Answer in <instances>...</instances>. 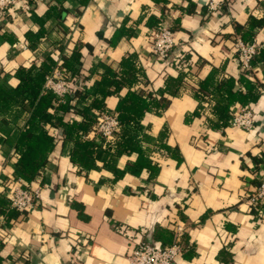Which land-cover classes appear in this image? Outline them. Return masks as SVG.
<instances>
[{"label": "crops", "instance_id": "crops-1", "mask_svg": "<svg viewBox=\"0 0 264 264\" xmlns=\"http://www.w3.org/2000/svg\"><path fill=\"white\" fill-rule=\"evenodd\" d=\"M210 1L21 0L26 8L0 21V264H129L139 241L172 244L178 220L190 247L174 264H264V218L248 201L264 178V93L248 105L256 115L252 132L212 127L215 112L196 114L208 78H235L245 90L235 24L264 18V0H227L211 14ZM159 22L174 30L182 69L170 65L174 54L160 61L152 53L149 33ZM255 38L264 47V26ZM51 59L52 70L66 61L81 69L75 78L86 95L66 112L54 101L56 116L68 122L83 120L81 110L102 97L103 79L111 92L106 107L117 111L139 91L154 94V105L140 120L144 136L131 133L132 148L117 146L118 156L91 169L72 162L74 140L50 127L57 137L46 168L25 180L41 189L39 205L18 211L5 192L17 176L16 143L29 118L27 94L16 91L19 70ZM249 78L264 88V63ZM84 138L100 142L93 127Z\"/></svg>", "mask_w": 264, "mask_h": 264}, {"label": "trees", "instance_id": "trees-1", "mask_svg": "<svg viewBox=\"0 0 264 264\" xmlns=\"http://www.w3.org/2000/svg\"><path fill=\"white\" fill-rule=\"evenodd\" d=\"M87 2L88 0H82ZM159 22L155 27L159 26ZM264 26V18H256L251 16L246 25L239 23L235 24L236 32L245 41H251L255 37L256 29ZM234 41V39H233ZM74 59L80 60L78 53H75ZM264 63V47L261 48L259 55L253 63ZM55 61L51 59L46 64L37 67L20 68V85L16 88L17 93L27 94L26 100L28 101L29 118L21 129L20 135L17 139L16 147L20 154V158L16 163L17 176L24 180L31 182L38 173L46 168L48 157L53 149L57 134L51 131L50 127H62L65 131V137L74 140L75 147L71 157L73 163L83 165L86 169L96 167V160L102 159L107 161L108 158L114 159L118 156L122 149L115 154L112 152L110 145L101 138L99 143L94 140L85 139L84 136L96 124V117H93L89 110L95 109L96 111L106 108L105 98L111 93L106 90L108 83L103 79L98 85L97 90H101L102 97L95 98L93 105L81 110L83 120H75L68 122L64 116H56L55 102L52 94L43 93L44 82L46 76L51 72L52 66ZM81 63V62H80ZM63 68L68 71V74L73 78L76 75H81L79 67H73L70 62H65ZM239 81L244 86L245 90L235 87V78H227L223 80H214L208 78L200 87L199 94L200 101L205 95L213 93L217 99L215 105V113L217 120L211 122L212 127L219 124L222 127L227 126L230 118L232 106L235 104L250 105L258 101L260 97V87L256 85L246 73L240 76ZM112 83V81H109ZM106 88V89H104ZM86 93L77 89H72L69 99L62 104H58L57 109L66 112L72 109L71 101L74 99L83 98ZM154 94L146 91H139V93H129L128 96L118 105L119 120L122 125H127L132 121H140L143 114L151 109L154 105ZM202 105V102H201ZM196 111V114H201V106ZM126 136L128 140L118 142L117 146H122L123 149L132 148L133 137L128 129L123 130V137ZM98 137V136H97ZM107 159V160H106ZM108 163V162H106ZM151 166V165H150ZM153 168V166H151ZM154 169V168H153ZM185 237V236H184ZM182 242L184 247H190L188 243Z\"/></svg>", "mask_w": 264, "mask_h": 264}, {"label": "built area", "instance_id": "built-area-1", "mask_svg": "<svg viewBox=\"0 0 264 264\" xmlns=\"http://www.w3.org/2000/svg\"><path fill=\"white\" fill-rule=\"evenodd\" d=\"M21 0H0V21L6 22L9 15L16 7L25 9L26 5L20 4ZM227 3V0H211L209 3V13L216 12ZM152 53L160 60H168L174 54L170 65L182 69L185 61L184 55L177 51V42L174 30L164 23L154 27L149 33ZM234 49L237 53L241 69L249 77L255 68L253 61L259 55L262 44L254 37L251 41H245L240 35L234 38ZM176 52V53H175ZM83 84L79 83L75 77H71L63 67L57 65L45 79L43 93L52 94L54 101L58 104L69 99L72 89H83ZM260 93H264V88L260 87ZM201 94V93H200ZM201 114L209 118L215 112V97L213 93L204 96L201 105ZM96 124L93 128L96 136L104 139L114 150L118 142L123 139V130L128 129L131 133H137L142 138L147 127L141 121H132L127 125H122L119 114L116 110L108 107L96 113ZM256 115L252 107L242 105L238 110L231 113L229 125L252 132L255 128ZM210 149H212L210 147ZM160 150V149H158ZM13 182L7 183L5 196L11 208L18 211H31L39 205L41 199V189L33 188L21 177L16 176ZM248 201L258 219L264 218V178L254 187L248 196ZM175 241L170 245H163L160 242L139 241L133 251L128 255L129 264H174L177 256L185 249L182 242L187 232V226L182 221L174 223ZM84 240V242H83ZM79 241V240H78ZM88 245L86 239L80 240V244ZM74 246L75 258L79 260L78 248ZM72 249V248H70Z\"/></svg>", "mask_w": 264, "mask_h": 264}, {"label": "water", "instance_id": "water-1", "mask_svg": "<svg viewBox=\"0 0 264 264\" xmlns=\"http://www.w3.org/2000/svg\"><path fill=\"white\" fill-rule=\"evenodd\" d=\"M80 83V80H78V84ZM149 242H153L152 240H150Z\"/></svg>", "mask_w": 264, "mask_h": 264}]
</instances>
